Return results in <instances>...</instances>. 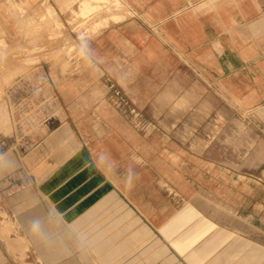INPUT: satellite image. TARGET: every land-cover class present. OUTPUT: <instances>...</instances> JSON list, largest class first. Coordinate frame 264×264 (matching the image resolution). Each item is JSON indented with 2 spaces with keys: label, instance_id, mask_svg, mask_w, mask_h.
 <instances>
[{
  "label": "rangeland",
  "instance_id": "obj_1",
  "mask_svg": "<svg viewBox=\"0 0 264 264\" xmlns=\"http://www.w3.org/2000/svg\"><path fill=\"white\" fill-rule=\"evenodd\" d=\"M111 1L83 16L80 0H0V264L77 263L72 252L80 248L81 236L68 226L62 233L55 213H47L35 185L44 175L37 172L63 157L69 143L74 151L72 142L79 147L86 135H109V122L143 137L163 136L162 131L189 139L195 143L191 148L198 144L205 152L209 160L201 166L207 175L173 176L175 186L188 181L200 187L182 192L184 202L176 196L171 203L167 187L160 191L163 218L175 212L169 223L192 222L174 228V234L183 233L181 241L200 227L201 233L219 228L238 236L248 233L256 241L264 235V162L252 164L264 155L262 109L241 106L219 81L203 75L190 81L197 89L191 95H171L183 91L171 79L143 77L135 92L144 94L138 96L115 74V80L103 74L101 81L102 72L89 65L77 37L96 36L110 22H119L109 14L120 6L125 18L137 15L125 0ZM20 67L26 68L21 72ZM37 150L42 159L27 156ZM170 161L186 166L179 157ZM126 211L129 220L133 211ZM131 221L122 224L127 234L136 230Z\"/></svg>",
  "mask_w": 264,
  "mask_h": 264
},
{
  "label": "crops",
  "instance_id": "obj_2",
  "mask_svg": "<svg viewBox=\"0 0 264 264\" xmlns=\"http://www.w3.org/2000/svg\"><path fill=\"white\" fill-rule=\"evenodd\" d=\"M125 1L137 15L110 22L96 36L77 37L82 51L90 54L89 65L102 72L101 81L103 74L112 80L115 74L121 86L138 96L144 94L135 92L143 77L171 79L183 90L171 95H191L197 89L190 81L203 75L219 81L241 106L261 108L264 117V0ZM109 128L103 137L86 135L79 147L73 141L74 151L69 143L56 166V160L47 161L37 172L44 175L35 185L47 213H55L62 233L68 226L81 236L80 248L72 252L76 264H264V235L256 241L248 233L238 236L220 228L201 233L200 227L181 241L183 233L174 234V228L191 220L169 223L175 212L164 218L159 214L165 202L161 189L167 187L174 204L176 196L184 202L182 192L188 188H200L173 182L175 174H208L202 166L209 159L200 145L191 148L195 143L189 139L162 131L163 136L130 134L114 122ZM35 152L27 156L42 159ZM178 157L185 167L169 162ZM263 162L264 155L252 164ZM161 179L166 181L162 185ZM127 208L133 211L129 220ZM130 220L136 230L127 234L122 224Z\"/></svg>",
  "mask_w": 264,
  "mask_h": 264
},
{
  "label": "bare ground",
  "instance_id": "obj_3",
  "mask_svg": "<svg viewBox=\"0 0 264 264\" xmlns=\"http://www.w3.org/2000/svg\"><path fill=\"white\" fill-rule=\"evenodd\" d=\"M108 0H80V3H79V9H80V14H82L83 16L90 10V9H92V8H94V7H98V6H100V3H108L107 2ZM111 1V0H110ZM116 1V3L117 4H119L120 5V2L118 1V0H115ZM112 2V1H111ZM119 2V3H118ZM109 4H110V2H109ZM115 4V3H114ZM116 4V6H118ZM115 8V7H114ZM124 8V7H123ZM114 10V9H113ZM97 11V10H96ZM76 12H77V10H76ZM79 12V11H78ZM125 14H127V12H124L123 11V9L121 8V6L119 7V8H115V10H114V12H112V13H110L109 15L113 18V19H115V20H118L119 22L120 21H122L124 18H125ZM105 15V14H104ZM56 20V19H55ZM94 24H95V22H94ZM100 24V23H99ZM59 26V25H58ZM94 30H95V28H93ZM98 32V31H97ZM100 32V31H99ZM96 33V32H95ZM69 46V45H68ZM70 47V51H71V47H73L72 45L71 46H69ZM67 51H68V49H67ZM68 53H70V52H68ZM72 53V52H71ZM36 60H37V58H36ZM34 61V60H33ZM35 62V61H34ZM24 63V62H23ZM23 67V66H22ZM22 67H20L21 69H22ZM26 68V67H25ZM25 68H23L22 70H21V72L22 71H24L25 70ZM20 72V73H21ZM14 73V72H13ZM15 73H16V71H15ZM10 75H11V73H10ZM12 76V75H11ZM1 89V88H0Z\"/></svg>",
  "mask_w": 264,
  "mask_h": 264
},
{
  "label": "clouds",
  "instance_id": "obj_4",
  "mask_svg": "<svg viewBox=\"0 0 264 264\" xmlns=\"http://www.w3.org/2000/svg\"><path fill=\"white\" fill-rule=\"evenodd\" d=\"M84 55H85V57L90 58V54L87 52V50H85Z\"/></svg>",
  "mask_w": 264,
  "mask_h": 264
}]
</instances>
